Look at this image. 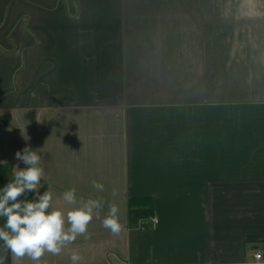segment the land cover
<instances>
[{"label": "crops", "instance_id": "crops-1", "mask_svg": "<svg viewBox=\"0 0 264 264\" xmlns=\"http://www.w3.org/2000/svg\"><path fill=\"white\" fill-rule=\"evenodd\" d=\"M26 146L53 207L104 202L41 264H264V0H0V188Z\"/></svg>", "mask_w": 264, "mask_h": 264}, {"label": "clouds", "instance_id": "clouds-1", "mask_svg": "<svg viewBox=\"0 0 264 264\" xmlns=\"http://www.w3.org/2000/svg\"><path fill=\"white\" fill-rule=\"evenodd\" d=\"M15 158L25 167L14 166L11 179L0 188V219L4 220L0 226V264H6L9 254L14 264H23L25 259L31 264H41L46 254L60 255L78 236H84L93 218L101 219L104 202L78 199L76 189L71 188L61 196L63 203L71 207L67 211L53 207V192L47 190L42 195L39 192L45 172L38 150L26 146L15 153ZM92 187L104 190V185L98 181H93ZM29 192L34 194L31 200L26 198ZM118 213L119 207L113 203L101 220L103 227L113 235H119L123 227ZM70 260L72 264H80L82 257L72 251Z\"/></svg>", "mask_w": 264, "mask_h": 264}, {"label": "trees", "instance_id": "trees-1", "mask_svg": "<svg viewBox=\"0 0 264 264\" xmlns=\"http://www.w3.org/2000/svg\"><path fill=\"white\" fill-rule=\"evenodd\" d=\"M128 204V219L132 226L147 222L154 216V203L151 198H133Z\"/></svg>", "mask_w": 264, "mask_h": 264}, {"label": "built area", "instance_id": "built-area-1", "mask_svg": "<svg viewBox=\"0 0 264 264\" xmlns=\"http://www.w3.org/2000/svg\"><path fill=\"white\" fill-rule=\"evenodd\" d=\"M148 222H149V226H150L151 229H155L157 227V225H158V220H157V218H154V217L149 219ZM255 259L258 260V261L261 260L262 259V254L261 253H257L255 255Z\"/></svg>", "mask_w": 264, "mask_h": 264}]
</instances>
